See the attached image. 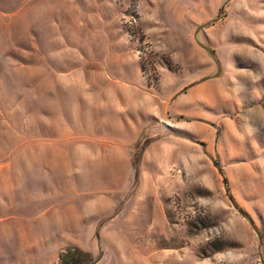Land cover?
<instances>
[{"label": "rangeland", "instance_id": "1", "mask_svg": "<svg viewBox=\"0 0 264 264\" xmlns=\"http://www.w3.org/2000/svg\"><path fill=\"white\" fill-rule=\"evenodd\" d=\"M73 246L264 264V0H0V264Z\"/></svg>", "mask_w": 264, "mask_h": 264}, {"label": "trees", "instance_id": "2", "mask_svg": "<svg viewBox=\"0 0 264 264\" xmlns=\"http://www.w3.org/2000/svg\"><path fill=\"white\" fill-rule=\"evenodd\" d=\"M96 261L97 258H95L92 252L73 246L65 249L60 254L58 264H95Z\"/></svg>", "mask_w": 264, "mask_h": 264}]
</instances>
